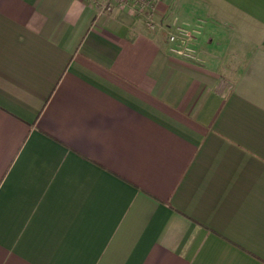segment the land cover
Here are the masks:
<instances>
[{
  "label": "crops",
  "instance_id": "1",
  "mask_svg": "<svg viewBox=\"0 0 264 264\" xmlns=\"http://www.w3.org/2000/svg\"><path fill=\"white\" fill-rule=\"evenodd\" d=\"M154 19L0 0V264H264V0Z\"/></svg>",
  "mask_w": 264,
  "mask_h": 264
},
{
  "label": "built area",
  "instance_id": "2",
  "mask_svg": "<svg viewBox=\"0 0 264 264\" xmlns=\"http://www.w3.org/2000/svg\"><path fill=\"white\" fill-rule=\"evenodd\" d=\"M102 11H112L115 7L130 8L137 15L146 19L147 27L152 31H157L162 27L159 26L155 19L154 13L157 3L160 0H91ZM167 41L170 52L177 57L187 60H198V50L195 45V31L185 26L177 25L173 28H166Z\"/></svg>",
  "mask_w": 264,
  "mask_h": 264
}]
</instances>
